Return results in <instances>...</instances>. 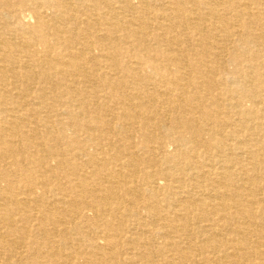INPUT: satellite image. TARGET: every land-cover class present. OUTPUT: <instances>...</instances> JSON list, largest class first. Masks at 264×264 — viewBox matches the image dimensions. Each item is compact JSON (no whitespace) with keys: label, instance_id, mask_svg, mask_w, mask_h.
<instances>
[{"label":"bare ground","instance_id":"6f19581e","mask_svg":"<svg viewBox=\"0 0 264 264\" xmlns=\"http://www.w3.org/2000/svg\"><path fill=\"white\" fill-rule=\"evenodd\" d=\"M0 264H264V0H0Z\"/></svg>","mask_w":264,"mask_h":264}]
</instances>
